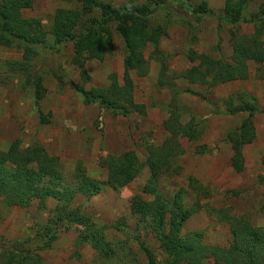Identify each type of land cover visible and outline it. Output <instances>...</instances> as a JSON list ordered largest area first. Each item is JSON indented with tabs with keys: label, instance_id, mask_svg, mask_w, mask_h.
<instances>
[{
	"label": "rangeland",
	"instance_id": "obj_1",
	"mask_svg": "<svg viewBox=\"0 0 264 264\" xmlns=\"http://www.w3.org/2000/svg\"><path fill=\"white\" fill-rule=\"evenodd\" d=\"M100 1L113 8L129 5L139 7L147 2ZM226 1L179 0L168 11L158 10L150 17L151 29L163 28L167 32L159 48L168 63L171 78L193 67L187 57L189 50L215 60L230 62L233 56L230 31H236L239 36L255 33L256 27L260 26L258 21L248 24H220L218 16L223 14ZM204 2L208 5V12L214 16L205 15L201 23H198L192 10ZM262 2L264 0H250L246 15L250 17L256 14ZM187 7L190 12H186ZM58 9L79 10L80 6L67 0H34L33 8L24 11V17L40 21L45 31L49 32L52 18ZM100 19L99 11L84 16L78 24L76 35L84 33L92 21ZM113 33V54L103 63H86L85 70L91 77L89 83L82 81L80 69L72 64L75 55L73 43L57 47L51 35H48L46 52L32 64L41 72L48 89L46 98L41 102L42 111L50 119L48 125L40 123L34 109L32 91L23 93L19 78L3 80L0 86V150L7 151L16 140L21 142L22 149L44 147L51 156L60 159L65 185L77 190L75 169L79 162L90 178L105 181L107 171L102 165L107 156L119 157L127 151H134L139 160L145 163L149 156L148 146H162L168 138L163 123L169 117L167 106L170 92L159 85L161 64L155 58L153 47L145 52L151 61V73L145 78H138L133 74L135 97L138 103L147 106L146 116L132 114L128 117H113L109 111L101 110L97 105L85 106L82 97L73 87L82 85L86 90L107 87L109 76L113 73L122 80L124 44L119 34L116 31ZM0 59L20 61L22 52L0 47ZM249 67L250 79L228 83L208 91L206 87L177 81L181 88L206 93V100L185 94L182 101L188 106L192 116L207 119V130L199 142L185 140V155L180 159L179 170L171 176L160 178L157 190L171 201L182 192L183 205L187 209H191L197 200L201 201L203 208L185 223L182 236L202 233L206 246L227 249L232 241L229 224L219 220L211 209H226L233 215L247 216L256 228L264 230V80L258 78V65L250 62ZM53 73L63 78V85L57 82ZM230 100L236 105L255 104L260 111L254 119L257 140L243 150L245 168L241 174L232 169L233 153L227 142V135L241 125L247 114L229 115L226 101ZM189 118V115H185L183 122L186 124ZM203 145L208 152L198 154L197 147ZM150 175V170L146 167L136 180L120 191L105 187L100 194L90 199L78 195L70 205L71 209L80 208L99 226H112L107 232V239L114 248V256L105 259L87 245L79 247L76 240L80 229L76 227L65 231L62 227L57 242L42 253L43 263L148 264L140 243L146 245L160 260L163 256L155 231L152 227H146L145 222L131 212L133 198L141 193ZM189 178H194L209 188L211 196L202 198L194 193L189 188ZM145 200L153 201V197H146ZM57 205L55 200L49 199L44 210L37 200L28 208H7L0 198V239L14 242L26 238L37 223L47 222L50 211ZM115 227L120 228L116 230ZM204 264H214L213 258L205 260ZM254 264H264V260L257 259Z\"/></svg>",
	"mask_w": 264,
	"mask_h": 264
},
{
	"label": "trees",
	"instance_id": "obj_2",
	"mask_svg": "<svg viewBox=\"0 0 264 264\" xmlns=\"http://www.w3.org/2000/svg\"><path fill=\"white\" fill-rule=\"evenodd\" d=\"M67 1L78 4L80 9H58L52 18L50 31L46 32L40 21L24 17V11L33 8L34 0H0V47L22 52L20 61L0 59V86L5 79L19 78L21 91H32L34 109L40 123L48 125L50 119L41 109L48 89L41 72L32 65L46 52L48 35H51L57 47L73 43L75 55L72 64L80 69L82 81L89 83L91 77L85 70L86 63H103L113 54V31H116L124 44L122 80L113 73L109 76L107 87L95 90H86L82 85L73 87L85 106L97 105L101 110L109 111L113 117H128L132 114L146 116L147 106L138 103L135 97L133 74L145 78L151 73V61L145 52L153 47L155 58L161 64L159 85L170 92L167 106L169 117L163 123L168 138L161 147L148 146L149 156L145 163L139 160L134 151H127L119 157L107 156L102 165L107 171L105 181L90 178L79 162L75 169L77 190L65 185L60 159L51 156L44 147L22 149L21 142L16 140L7 151L0 150V198L7 208H28L37 200L44 210L49 199L58 203L50 211L47 222L37 223L26 238L14 242L0 239V264H44L42 253L57 242L62 227L65 231L77 227L80 229L76 240L79 247L87 245L100 257L111 258L115 252L107 239V232L112 226H99L80 208L71 209L70 205L78 195L90 199L100 194L105 187L120 191L136 180L146 167L151 175L141 193L133 198L131 212L144 221L146 227H152L158 238L163 256L160 260L146 245L140 243L148 264H204L210 258H213L214 264H254L257 259L264 260V230L256 228L249 217L233 215L226 209H211L219 220L229 224L232 241L227 249L206 246L202 233L182 236L185 223L203 208L201 201L197 200L191 209H187L183 205L182 192L171 201L157 190L160 178L171 176L179 170L180 159L185 155V140L199 142L207 130V119L192 116L182 101L185 94L206 100V93L181 88L177 81L206 87L207 91L213 90L228 83L250 79V62L258 65V78L264 80V2L259 4L256 14L248 17L246 11L250 0H227L223 14L218 16L220 24L258 21L260 26L256 27L255 33L239 36L236 31H230L233 47L230 62L189 50L187 57L193 67L171 78L168 63L159 48L167 32L163 28L151 29L150 17L158 10L168 11L179 0H147L142 6L129 5L124 8H113L100 0ZM94 11L100 12L101 19L92 21L84 33L76 35L82 18ZM190 11L187 7L186 12ZM208 11V5L204 2L192 13L194 19L201 23L205 15H212ZM53 77L63 85L61 76L53 73ZM232 100L226 101L229 115L247 114L241 125L227 135L233 153L232 169L241 174L245 168L243 150L257 140L254 119L260 111L255 104L236 105ZM185 115L190 117L186 124L183 122ZM200 149L202 151L199 152ZM207 152L206 146L197 147L198 154ZM262 166L264 169V158ZM188 182L189 188L198 196H211L209 188L196 179L189 178ZM150 196L153 201L145 200ZM120 227L114 229L119 230Z\"/></svg>",
	"mask_w": 264,
	"mask_h": 264
},
{
	"label": "crops",
	"instance_id": "obj_3",
	"mask_svg": "<svg viewBox=\"0 0 264 264\" xmlns=\"http://www.w3.org/2000/svg\"><path fill=\"white\" fill-rule=\"evenodd\" d=\"M199 87V86H198Z\"/></svg>",
	"mask_w": 264,
	"mask_h": 264
}]
</instances>
